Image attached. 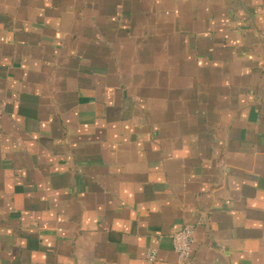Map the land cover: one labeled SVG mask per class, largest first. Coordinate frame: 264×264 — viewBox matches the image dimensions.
<instances>
[{
	"label": "crops",
	"instance_id": "0c3cea01",
	"mask_svg": "<svg viewBox=\"0 0 264 264\" xmlns=\"http://www.w3.org/2000/svg\"><path fill=\"white\" fill-rule=\"evenodd\" d=\"M185 224L264 264V0H0V264H177Z\"/></svg>",
	"mask_w": 264,
	"mask_h": 264
},
{
	"label": "built area",
	"instance_id": "2783aa9c",
	"mask_svg": "<svg viewBox=\"0 0 264 264\" xmlns=\"http://www.w3.org/2000/svg\"><path fill=\"white\" fill-rule=\"evenodd\" d=\"M172 249L176 254L177 264H187L195 243V226L185 224L171 235ZM155 252L149 251L148 259L154 258Z\"/></svg>",
	"mask_w": 264,
	"mask_h": 264
}]
</instances>
